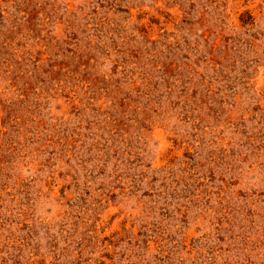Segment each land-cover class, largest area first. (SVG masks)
Wrapping results in <instances>:
<instances>
[{
	"label": "rangeland",
	"instance_id": "obj_1",
	"mask_svg": "<svg viewBox=\"0 0 264 264\" xmlns=\"http://www.w3.org/2000/svg\"><path fill=\"white\" fill-rule=\"evenodd\" d=\"M0 264H264V0H0Z\"/></svg>",
	"mask_w": 264,
	"mask_h": 264
}]
</instances>
